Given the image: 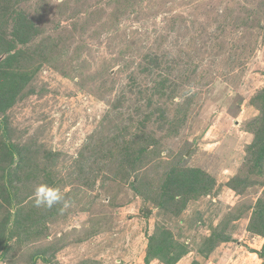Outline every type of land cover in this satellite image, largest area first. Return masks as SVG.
Segmentation results:
<instances>
[{"label": "rangeland", "instance_id": "obj_1", "mask_svg": "<svg viewBox=\"0 0 264 264\" xmlns=\"http://www.w3.org/2000/svg\"><path fill=\"white\" fill-rule=\"evenodd\" d=\"M3 55L0 264H264V0H0Z\"/></svg>", "mask_w": 264, "mask_h": 264}, {"label": "clouds", "instance_id": "obj_2", "mask_svg": "<svg viewBox=\"0 0 264 264\" xmlns=\"http://www.w3.org/2000/svg\"><path fill=\"white\" fill-rule=\"evenodd\" d=\"M32 198L36 207L52 208L54 205L63 203L68 206L65 194L57 187L48 184H37L33 190Z\"/></svg>", "mask_w": 264, "mask_h": 264}, {"label": "trees", "instance_id": "obj_3", "mask_svg": "<svg viewBox=\"0 0 264 264\" xmlns=\"http://www.w3.org/2000/svg\"><path fill=\"white\" fill-rule=\"evenodd\" d=\"M14 35H16L18 37V39L24 41V43L26 42V38L23 37L24 33H20L18 29L15 30V32H13ZM4 53L8 56H10V53H12V50L10 48H7ZM14 55H11L10 57H13ZM16 80H23V79H19L18 76H15L14 73H12L11 71L5 75L0 76V102H7V97L10 95V93H13V91L16 88V84L15 81ZM18 82V81H17ZM21 82H18V85L21 84ZM7 104L5 106H1L0 110H4V108H6ZM8 107V106H7Z\"/></svg>", "mask_w": 264, "mask_h": 264}, {"label": "water", "instance_id": "obj_4", "mask_svg": "<svg viewBox=\"0 0 264 264\" xmlns=\"http://www.w3.org/2000/svg\"><path fill=\"white\" fill-rule=\"evenodd\" d=\"M4 58V55L3 56H0V61Z\"/></svg>", "mask_w": 264, "mask_h": 264}]
</instances>
